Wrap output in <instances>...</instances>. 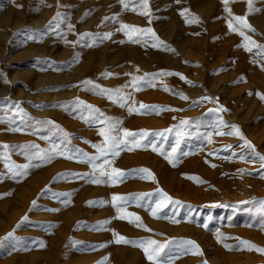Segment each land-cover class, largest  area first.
I'll use <instances>...</instances> for the list:
<instances>
[{"label":"rangeland","instance_id":"374dc122","mask_svg":"<svg viewBox=\"0 0 264 264\" xmlns=\"http://www.w3.org/2000/svg\"><path fill=\"white\" fill-rule=\"evenodd\" d=\"M125 4L0 0V145L9 146L0 154L29 165L16 176L0 161V238L13 233L0 240V264H153L118 236L165 245L164 264H264V253L240 243L264 249V100L256 95H264V0ZM193 16L198 23L186 22ZM121 24L150 28L155 37L144 33L132 43ZM221 122L238 126L255 153ZM113 125L128 143L95 161L102 175L81 154L99 155V133ZM123 130L149 136L124 137ZM54 146L50 162L35 158ZM157 189L179 203L154 218ZM137 216L151 231L136 226ZM189 240L201 254L182 243Z\"/></svg>","mask_w":264,"mask_h":264},{"label":"snow or ice","instance_id":"6c2138e0","mask_svg":"<svg viewBox=\"0 0 264 264\" xmlns=\"http://www.w3.org/2000/svg\"><path fill=\"white\" fill-rule=\"evenodd\" d=\"M120 2H121V4L124 5L125 8L129 7V4H125V0H120ZM141 2L143 3L144 8L147 9L148 0H141ZM177 2H179V0H177ZM233 2H235V0H233ZM222 3L227 5L229 3V0H222ZM133 10H135L134 7H133ZM188 11H189L188 9H184L183 12H181V15H183L184 12H188ZM225 11L228 12L229 16H232L231 11L227 7H225ZM138 14H140V15H148L149 13H148V11H144V12H139ZM59 15L60 14L57 13V17ZM85 15H88V13H85ZM57 17H54L53 19L55 20ZM232 18L235 21H237L240 25H242L244 28L248 29L249 31L255 32V30L252 29L251 26L247 24V21H246L245 17L233 16ZM186 22H189V23L197 22L198 23L199 22V18L193 16L191 18V20H188ZM69 27L71 28V25H69ZM228 28H229L230 31L233 30V25H232L231 22L228 23ZM121 29L126 30L125 34L128 36L129 41L132 42V43H139L140 42L139 36H142L144 33H152L153 37H155V33H153L152 29H150V28L141 29V28H138L136 26H129V25H126V24H121ZM137 34H139V35H137ZM237 34L240 35L245 41H248V43L253 44V45L255 44V42L251 41L248 36H245L243 32H239ZM83 35H88V34H83ZM108 35H110V34H107L104 38L105 39L108 38ZM81 38H83V37H81ZM156 39H157V44L158 45L162 46L163 48H165L167 50H171V49H168V46L165 45L163 43V41H159L158 38H156ZM153 46H156V45H153ZM241 46H243V45H241ZM246 50L247 51H251L252 49L249 48V47H246ZM262 50H264V49H262ZM137 71H138V69H137ZM104 75L107 76V75H110V74L109 73H105ZM161 75H179V74H176V73H161ZM180 78L182 80H184L186 83H189L191 85V82L187 81L186 78L183 77L182 75L180 76ZM140 79H142V78L134 77L133 78L134 83H135V81L140 80ZM242 79L243 78L241 77V80ZM82 83H84V84H92V81L85 80ZM92 86L93 87H98L97 85H92ZM191 86H195V85H191ZM136 90H140V89L137 87ZM165 90H167V89H165ZM110 91L111 90L100 89V92L102 94L106 93V92H110ZM251 94L252 93H250V95ZM177 95H179L180 99H183V100H187L188 99L182 93H178ZM256 95L261 100H264V95H261L259 93H256ZM203 99L211 100L210 97H204ZM77 103L83 104L82 101H78ZM194 103H199V102H194ZM84 106L89 108L91 112H98L99 111L98 109L93 108L91 105H84ZM17 107H19L18 104H17ZM139 107L141 109H153L154 110L156 106H146L143 103H141L139 105ZM161 110H171V109H161ZM132 111H133V109L129 108V112L131 113ZM222 111H227V109H222ZM47 123H52V122L48 121ZM180 123L182 125H184V124H187L188 122L182 120ZM221 127H230L233 130V132L241 140H244V146H246L247 148L251 149L252 152L255 153L254 146H252L250 144V142H248L246 139H244V137L240 134V130H239L238 126H236V125H225V124H223V122H221ZM11 130L16 131V130H19V129H11ZM115 132H116L115 125L107 128V130L102 129L99 134L104 138L103 144L95 146L99 155L88 156L87 154H81L83 156V160H81L80 162L89 163L94 171L97 169V167H100L101 168V174L103 175L104 174L103 167L102 166H98L95 163V161L100 159V157L105 155L108 151H110L113 156L119 155V152L117 151V149L120 148L121 144H127L128 143L127 140L120 139L118 136L114 135L113 133H115ZM233 132L225 133V132L217 131L216 134L217 135H232ZM65 135H67V134H65ZM123 135H124V137H132V138L135 139L136 137H141V138L148 137L149 133L144 131V130H141L139 133H134V132H131V131H128V130H123ZM152 135H154V136H162L163 134L162 133H154ZM178 143H179V141H177V145H178ZM209 143H211L210 139H209ZM22 147H26V146H22ZM31 147L35 148L36 146L32 145ZM0 149L8 150L9 146L8 145H0ZM128 150H131V149H128ZM155 150H156V148L154 147L153 151H155ZM175 150L176 149L174 147L172 149V151L175 152ZM55 154H57V149L54 146L53 149H52V154H48V153L37 154V156L35 158L50 162L52 159H54ZM59 155H64V153H59ZM183 155L186 156V155H188V153H183ZM65 158H72V157L65 156ZM30 159H31V157H30ZM240 159L244 160L245 157L243 155H241ZM259 160L264 162V156H259ZM0 161H3L4 162V167L6 169H8L10 172H13V174L16 175V176L26 175L27 169L29 168L28 164L15 165L6 154H0ZM169 162L171 163L172 161H169ZM106 163H107V161H106ZM262 166H264V164H262ZM138 171L141 172V173H147L148 176H152V174L147 169H139ZM113 172L116 173L118 177H123L125 175L122 171L117 170V169H113ZM60 175H64V174H58V176H60ZM141 178H143V177H141ZM93 182H99V181H93ZM157 191L160 193L161 200H158L156 202V207L154 209H152V211H151V214L153 215L154 218H157V212L162 210L164 207H167L168 204H178L179 203L178 201H173L171 199V197H168L166 193L162 192V190L157 189ZM116 199H118V198L114 196L113 200H116ZM260 204L262 205V209H264V201H261ZM33 206H35V201H33ZM120 218L123 219L124 217H120ZM25 219H26V217H25ZM135 221L137 222L136 223L137 227L143 228V230H145V231H151L150 229H147L146 227H144L140 223V218L138 216L135 217ZM129 222H132V221H129ZM103 223H107V222H103ZM173 223H177V221H173ZM205 227H206V225H205ZM12 236H13V233L9 232L7 234V237L0 238V240L7 239V238L12 237ZM228 238L229 237H225V239H228ZM116 242L117 243L123 242L125 244H132L133 246H139L144 251V254L147 257V259L149 261H152L153 264H164L162 258H160V257H161V253L163 252V250L165 248V245L157 244V242L155 240L147 239V240H140V241H129L125 237L118 236ZM218 242H220L219 236H218ZM182 243L186 244V245H191L192 249L195 250L193 252V254H201L200 251H199L198 246H196L193 241H190V240L189 241H183ZM240 243L247 245L248 250H250V251L251 250H255L257 252L264 253V249L257 248L255 245H252L250 242L240 241ZM41 246H43V245H41ZM226 247H228V246L226 245ZM205 264H206V262H205Z\"/></svg>","mask_w":264,"mask_h":264},{"label":"bare ground","instance_id":"6f19581e","mask_svg":"<svg viewBox=\"0 0 264 264\" xmlns=\"http://www.w3.org/2000/svg\"><path fill=\"white\" fill-rule=\"evenodd\" d=\"M236 120V119H235ZM247 125V124H246ZM261 194V193H260ZM256 198V197H255ZM255 200V199H254ZM5 205V204H4ZM3 211V210H2ZM4 226V225H3ZM230 259V258H229Z\"/></svg>","mask_w":264,"mask_h":264}]
</instances>
